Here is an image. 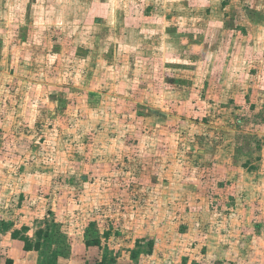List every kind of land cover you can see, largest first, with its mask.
I'll list each match as a JSON object with an SVG mask.
<instances>
[{
  "label": "rangeland",
  "instance_id": "rangeland-1",
  "mask_svg": "<svg viewBox=\"0 0 264 264\" xmlns=\"http://www.w3.org/2000/svg\"><path fill=\"white\" fill-rule=\"evenodd\" d=\"M180 1L0 0V260L264 264V0Z\"/></svg>",
  "mask_w": 264,
  "mask_h": 264
},
{
  "label": "crops",
  "instance_id": "crops-1",
  "mask_svg": "<svg viewBox=\"0 0 264 264\" xmlns=\"http://www.w3.org/2000/svg\"><path fill=\"white\" fill-rule=\"evenodd\" d=\"M180 1V0H179ZM180 3H183L182 5H184V6H188L189 5V3H186V1L185 2H183V0H182V2L180 1ZM128 19V18H127ZM134 21H135V19H134ZM126 23H129V22H126ZM164 30V29H163ZM129 33V34H128ZM135 33V32H134ZM136 33H139V32H136ZM162 34H163V36H161L160 35V39H166L167 37H168V32H165V31H162ZM127 36H129V37H134V35H133V32H127ZM159 43V42H158ZM140 46V44L138 45V44H136L135 45V48H134V46L133 47H131V48H129L131 51H132V53L135 55L134 57H138V55L139 54H137V47H139ZM147 47H149L150 48V46H147ZM154 48H156V49H162V46L159 44V46L158 47H155L154 46ZM158 53V52H157ZM155 51H154V54L156 55L157 54ZM166 54L167 55H169V53H167V51H166ZM166 54H164V53H162V52H159V54H157L158 56H160L161 58H158V60L160 61V63H163V61L166 59L165 58V55ZM165 58V59H164ZM149 60L150 59H152V58H148ZM154 59H156V57L154 56ZM162 61V62H161ZM152 62H154V61H152V60H150V62L149 63H152ZM150 70H153L155 73H157L159 70L161 71V72H165V69L163 68V65L162 66H159L158 67V65H157V69H156V67L154 66V65H151V66H148V70L146 71V73H149V76H151V74H150ZM135 75V74H134ZM148 77V76H147ZM149 78V77H148ZM164 84V86L166 87L167 85H166V83H163ZM155 87H156V84H155ZM23 243V242H22ZM21 251L22 252H24L25 250H23V244H22V247H21ZM30 251H32V250H30ZM17 251H11L9 254L10 255H8L7 257H5V258H2V260H0V264H8V262H10V264H28V262H25V260H22L21 258V256L20 255H17L16 256V258L13 256L15 253H16ZM25 252H28V251H25ZM19 252H17V254H18ZM21 259V260H20Z\"/></svg>",
  "mask_w": 264,
  "mask_h": 264
},
{
  "label": "trees",
  "instance_id": "trees-1",
  "mask_svg": "<svg viewBox=\"0 0 264 264\" xmlns=\"http://www.w3.org/2000/svg\"><path fill=\"white\" fill-rule=\"evenodd\" d=\"M12 238L18 239L23 242V250L25 251H30V250H39L40 249V244L38 242H32L30 238L20 235V231L15 230L12 233ZM88 244H96L97 240H93L91 242H87ZM10 264V262H8ZM99 264H106L104 262H100Z\"/></svg>",
  "mask_w": 264,
  "mask_h": 264
}]
</instances>
